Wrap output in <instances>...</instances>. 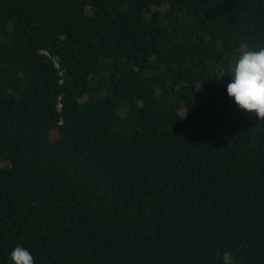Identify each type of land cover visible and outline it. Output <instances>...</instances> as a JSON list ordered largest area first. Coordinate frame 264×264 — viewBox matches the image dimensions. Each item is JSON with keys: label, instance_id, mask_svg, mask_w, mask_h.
<instances>
[{"label": "trees", "instance_id": "1", "mask_svg": "<svg viewBox=\"0 0 264 264\" xmlns=\"http://www.w3.org/2000/svg\"><path fill=\"white\" fill-rule=\"evenodd\" d=\"M260 47L264 0H0V264H264V120L227 93Z\"/></svg>", "mask_w": 264, "mask_h": 264}, {"label": "clouds", "instance_id": "2", "mask_svg": "<svg viewBox=\"0 0 264 264\" xmlns=\"http://www.w3.org/2000/svg\"><path fill=\"white\" fill-rule=\"evenodd\" d=\"M232 81L227 85V93L238 108L264 120V47L242 48L231 68ZM219 255V254H218ZM12 264H35L31 252L17 245L10 254ZM223 264H234L232 254L223 253Z\"/></svg>", "mask_w": 264, "mask_h": 264}]
</instances>
